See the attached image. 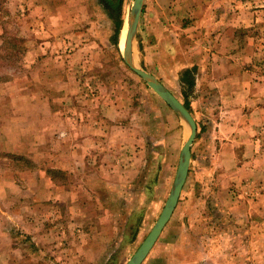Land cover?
Here are the masks:
<instances>
[{"label":"rangeland","instance_id":"374dc122","mask_svg":"<svg viewBox=\"0 0 264 264\" xmlns=\"http://www.w3.org/2000/svg\"><path fill=\"white\" fill-rule=\"evenodd\" d=\"M44 1L0 0V264H127L165 208L190 131L125 63L121 35L116 44L135 0ZM152 1L135 64L188 108L198 134L150 257L264 264V0L217 7L235 75L252 82L242 100L204 66L183 83L187 56L175 58L171 28L153 27Z\"/></svg>","mask_w":264,"mask_h":264},{"label":"crops","instance_id":"0c3cea01","mask_svg":"<svg viewBox=\"0 0 264 264\" xmlns=\"http://www.w3.org/2000/svg\"><path fill=\"white\" fill-rule=\"evenodd\" d=\"M23 1L29 2L30 6L34 8H36L38 2L45 3L44 0ZM224 2H230V0H153L152 4H149V16L155 21L153 22L154 28H161L162 26L166 29L171 28V51L175 53L176 59L178 57L177 53L180 51H183L187 56V64L183 69L191 70L195 67L204 66L210 78L217 80L218 87L224 89L228 83H231V86H235V92L241 94L239 96L240 100L243 99V95L245 98L251 99L252 82L244 74L235 75V64L229 59V55L232 53L226 48L223 49L226 37L232 33L228 32L226 34L225 31H216L218 27L216 23L217 7L219 3L223 4ZM159 18L160 21L163 20L164 22L157 24L156 21ZM178 29L182 32L180 33L183 42L175 38L180 35L177 32ZM216 34H218L217 37H215ZM155 37L163 43L164 39L159 37L158 34H155ZM202 43L204 46L199 49ZM10 148L11 145L8 144L4 149L10 150ZM256 152L258 153V151ZM151 254L152 251L143 264H157L156 262L153 263L155 258L152 259ZM158 260L162 261L160 264L184 263L183 258L176 253H173L171 257L158 258Z\"/></svg>","mask_w":264,"mask_h":264},{"label":"water","instance_id":"95a60500","mask_svg":"<svg viewBox=\"0 0 264 264\" xmlns=\"http://www.w3.org/2000/svg\"><path fill=\"white\" fill-rule=\"evenodd\" d=\"M144 0H135L132 13L131 23L128 26L126 32V38L123 48V58L125 63L132 69L137 75L143 78L146 84L181 118L184 120L189 128L190 136L186 144L181 151V157L179 167L176 175V179L165 205L163 212L161 213L158 221L153 227L150 234L145 241L139 247L134 256L129 260L127 264H143L147 259L152 249L156 245L164 229L173 217L174 212L179 204L183 189L187 183L190 165L192 160V149L197 139L198 127L197 123L190 113V111L184 106V104L177 99V97L160 84L157 79L149 72L140 69L135 64L133 56V42L135 39L138 25L140 22Z\"/></svg>","mask_w":264,"mask_h":264},{"label":"trees","instance_id":"16d2710c","mask_svg":"<svg viewBox=\"0 0 264 264\" xmlns=\"http://www.w3.org/2000/svg\"><path fill=\"white\" fill-rule=\"evenodd\" d=\"M122 28H123V22H119L118 24H117V29H116V44L117 45H119V37H120V35H121V31H122ZM195 71H196V69L194 68V69H188V70H186L184 73H185V76H184V79H183V83L185 84V83H189L190 82V79H189V76L191 75V79H192V81L194 80V74H195ZM187 108V107H186ZM188 109V108H187Z\"/></svg>","mask_w":264,"mask_h":264},{"label":"bare ground","instance_id":"6f19581e","mask_svg":"<svg viewBox=\"0 0 264 264\" xmlns=\"http://www.w3.org/2000/svg\"><path fill=\"white\" fill-rule=\"evenodd\" d=\"M127 24V23H126ZM125 24L122 33H121V40H120V46L123 49L124 48V42H125V38H126V32L128 30V26Z\"/></svg>","mask_w":264,"mask_h":264}]
</instances>
